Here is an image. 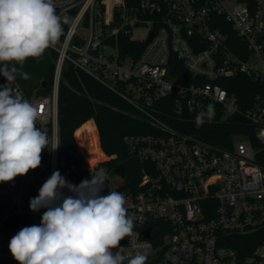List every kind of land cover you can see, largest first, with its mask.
I'll return each instance as SVG.
<instances>
[{
    "label": "built area",
    "instance_id": "obj_1",
    "mask_svg": "<svg viewBox=\"0 0 264 264\" xmlns=\"http://www.w3.org/2000/svg\"><path fill=\"white\" fill-rule=\"evenodd\" d=\"M64 33L49 49L57 53L51 92L29 97L15 79L7 85L38 106L36 127L49 139L41 165L0 183V264H18L9 251L23 227L39 225L47 210H30L31 198L59 171L79 185L93 174L106 177L102 195L122 192L134 235L113 253L147 255L146 264H264V98L244 108L222 82L246 75L264 83V0H54ZM134 42L125 46L122 39ZM73 64L125 103L148 131L123 137L137 179L122 184L111 167L93 119L75 131V147L62 144L58 112L65 63ZM209 104L211 123L196 126ZM94 121L86 131L78 130ZM236 122L250 132L235 133L220 145L194 129ZM93 137L96 160L88 161L82 138ZM81 138V140H79ZM58 146L55 150L54 147ZM78 167L69 180L68 162ZM122 164V163H121ZM120 165V164H118ZM114 166L112 169L114 170ZM64 195H72L67 188ZM127 264V261H125Z\"/></svg>",
    "mask_w": 264,
    "mask_h": 264
},
{
    "label": "clouds",
    "instance_id": "obj_2",
    "mask_svg": "<svg viewBox=\"0 0 264 264\" xmlns=\"http://www.w3.org/2000/svg\"><path fill=\"white\" fill-rule=\"evenodd\" d=\"M63 33L54 0H0V75L8 82L18 72L29 79L15 64L22 67L29 57H41ZM214 116L215 107L209 104L196 126L211 123ZM39 117L38 106L8 84L0 89V183L41 165L49 139L36 127ZM105 181V175L98 173L74 185L54 171L29 202L33 212L47 209L40 224L23 227L10 240L9 251L18 264H146L144 252L128 257L112 251L134 235L135 217L128 214L122 192L101 194ZM64 188L72 195H64Z\"/></svg>",
    "mask_w": 264,
    "mask_h": 264
},
{
    "label": "trees",
    "instance_id": "obj_3",
    "mask_svg": "<svg viewBox=\"0 0 264 264\" xmlns=\"http://www.w3.org/2000/svg\"><path fill=\"white\" fill-rule=\"evenodd\" d=\"M133 43L126 38L122 39L123 55L127 53L125 46ZM56 60L57 53L48 48L39 58L29 57L22 67L12 62L21 72H26L30 76L29 79H24L19 72L16 74V80L29 97H44L51 92ZM222 84L228 88L229 92L238 96L244 108L250 106L257 96L264 98V83L246 75L229 78ZM3 86L5 85L0 84V89ZM58 112L64 147L74 148L75 131L82 124L93 119L99 129L104 151L108 155H116L106 164L111 168L121 163L124 164L127 168L128 183L138 178L134 168L137 162L128 157L123 137L128 133L148 131L144 129L146 126L143 121L121 98L68 62L63 68L58 96ZM87 129V125L82 126L78 132ZM244 130L250 132L252 129L239 127L236 122H228L197 128L193 131L212 142L227 145L233 134ZM256 161L264 167V149L258 151ZM64 170L69 180L76 178L78 167L75 162H68Z\"/></svg>",
    "mask_w": 264,
    "mask_h": 264
},
{
    "label": "rangeland",
    "instance_id": "obj_4",
    "mask_svg": "<svg viewBox=\"0 0 264 264\" xmlns=\"http://www.w3.org/2000/svg\"><path fill=\"white\" fill-rule=\"evenodd\" d=\"M79 140H81V138H79ZM82 140L86 141L85 144L86 146L84 147L86 159L88 161L96 160L100 154L96 152V147L95 144L93 143L94 140L93 137L82 138ZM106 173L108 177H110L112 180L115 181L116 184L119 185L123 183V179L120 176H118L112 168L108 169Z\"/></svg>",
    "mask_w": 264,
    "mask_h": 264
},
{
    "label": "water",
    "instance_id": "obj_5",
    "mask_svg": "<svg viewBox=\"0 0 264 264\" xmlns=\"http://www.w3.org/2000/svg\"><path fill=\"white\" fill-rule=\"evenodd\" d=\"M114 172L120 176H125V166L123 164L118 165L114 168Z\"/></svg>",
    "mask_w": 264,
    "mask_h": 264
},
{
    "label": "bare ground",
    "instance_id": "obj_6",
    "mask_svg": "<svg viewBox=\"0 0 264 264\" xmlns=\"http://www.w3.org/2000/svg\"><path fill=\"white\" fill-rule=\"evenodd\" d=\"M86 125H87V128H89L90 126H93L94 125V121H89L88 123H86L83 126H86Z\"/></svg>",
    "mask_w": 264,
    "mask_h": 264
}]
</instances>
